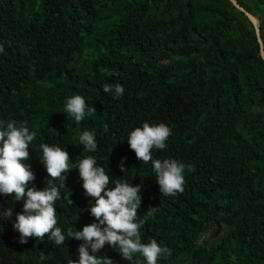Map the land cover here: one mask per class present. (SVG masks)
Listing matches in <instances>:
<instances>
[{
  "label": "trees",
  "instance_id": "16d2710c",
  "mask_svg": "<svg viewBox=\"0 0 264 264\" xmlns=\"http://www.w3.org/2000/svg\"><path fill=\"white\" fill-rule=\"evenodd\" d=\"M238 2L259 17L264 41V0ZM0 42V120L38 129L30 183L46 184L41 143L66 146L73 162L95 155L116 179L126 157L128 179L142 185L138 214L157 207L142 237L171 252L159 264H264V58L254 23L231 0H0ZM117 82L125 87L119 99L102 87ZM73 94L95 113L67 117ZM143 121L172 129L156 157L193 165L175 196L160 193L150 163L128 145V131ZM86 128L96 130L94 153L78 143ZM65 183L73 203L57 202L58 224L81 229L94 219L93 201L77 169ZM22 204L0 195V211L14 208L0 217V264L78 258L74 237L20 243L12 222ZM101 252L129 264L107 245Z\"/></svg>",
  "mask_w": 264,
  "mask_h": 264
},
{
  "label": "clouds",
  "instance_id": "9594fccd",
  "mask_svg": "<svg viewBox=\"0 0 264 264\" xmlns=\"http://www.w3.org/2000/svg\"><path fill=\"white\" fill-rule=\"evenodd\" d=\"M5 52L0 42V54ZM103 91L119 99L125 93L123 84L105 83ZM63 112L76 122H80L93 113L96 108L86 102L80 94L65 98ZM171 127L161 122L143 121L127 133V142L140 162L151 165L162 195L175 196L184 191L185 175L193 169L191 163L175 157H156V150L167 148ZM38 129L27 120L16 123L0 120V195H10L12 201H22V211L15 212L13 228L18 231L20 243H27L35 237L43 240L45 236L56 245H62L69 237L81 241L78 245V258L70 264H115L113 259L102 253L107 245L116 250L129 264H159L170 255V249L155 238L144 240L142 226L154 217L157 207H150L139 215L142 203V185L129 180V169L121 157L120 170L124 177L110 174L97 161L95 155H85L73 162L66 146L41 143L39 156L47 172L46 184L37 187L30 182L35 180V173L29 161L30 146L37 139ZM78 143L94 153L98 148L95 129H84L78 135ZM78 170V177L86 196L93 201L88 205L92 222L65 230L58 224L56 204L61 199L73 203L66 191V177L71 169ZM111 184V186H110ZM14 194V195H13ZM14 208L0 211V217L13 216Z\"/></svg>",
  "mask_w": 264,
  "mask_h": 264
},
{
  "label": "water",
  "instance_id": "95a60500",
  "mask_svg": "<svg viewBox=\"0 0 264 264\" xmlns=\"http://www.w3.org/2000/svg\"><path fill=\"white\" fill-rule=\"evenodd\" d=\"M238 8H240L242 11H244L248 16L249 18L251 19V21L254 23L255 25V28H256V32H257V35H258V39H259V42L261 44V55L262 57L264 58V41H263V37H262V34H261V21L259 19L258 16L252 14L250 11H248L244 6H242L238 0H231Z\"/></svg>",
  "mask_w": 264,
  "mask_h": 264
},
{
  "label": "rangeland",
  "instance_id": "374dc122",
  "mask_svg": "<svg viewBox=\"0 0 264 264\" xmlns=\"http://www.w3.org/2000/svg\"><path fill=\"white\" fill-rule=\"evenodd\" d=\"M205 238H208L207 236H205Z\"/></svg>",
  "mask_w": 264,
  "mask_h": 264
}]
</instances>
